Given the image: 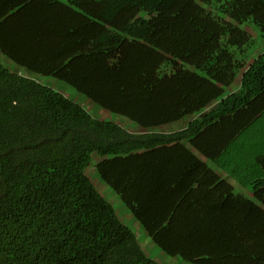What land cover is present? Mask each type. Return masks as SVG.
Segmentation results:
<instances>
[{
  "label": "trees",
  "instance_id": "obj_1",
  "mask_svg": "<svg viewBox=\"0 0 264 264\" xmlns=\"http://www.w3.org/2000/svg\"><path fill=\"white\" fill-rule=\"evenodd\" d=\"M262 43L264 0H0V264H160L94 158L165 255L264 264Z\"/></svg>",
  "mask_w": 264,
  "mask_h": 264
},
{
  "label": "rangeland",
  "instance_id": "obj_2",
  "mask_svg": "<svg viewBox=\"0 0 264 264\" xmlns=\"http://www.w3.org/2000/svg\"><path fill=\"white\" fill-rule=\"evenodd\" d=\"M263 49H264V43L261 44L260 48L258 49V51L256 53L262 51ZM77 102L80 103L81 101L77 100ZM80 104L83 107H85V109H87L93 117H95L97 119L115 122V123L121 125L122 127H124L125 129H127L131 132H134V133L141 132L140 128L133 126L130 123V121L125 120L123 117H121L117 114H115V115L111 114V113L101 109L97 105H92L93 103L91 104L89 102H84V103H80ZM190 120H191V117H187V118H185L181 121H178L174 124H169V125L161 126V127L150 129V130L156 131V132H172V131H176V130L184 128ZM97 161H98V159L94 158L93 163L87 169V175L91 178L94 186L103 195V197L108 202H110L112 204V206L116 210V213L119 216V218L125 219V217L127 215V211H126L127 209L124 206V204L119 200L118 196L101 181L99 175L97 174V172L95 170V163ZM222 174H224V173H222ZM137 238H138L139 242L141 243V245L143 246V248L146 250V254L151 259H158L163 264H169L175 258V257H168V256L163 255L161 250L153 242H151L150 239H148L144 236H139L138 234H137ZM174 260H176V259H174ZM180 262H182V261H179V263Z\"/></svg>",
  "mask_w": 264,
  "mask_h": 264
},
{
  "label": "crops",
  "instance_id": "obj_3",
  "mask_svg": "<svg viewBox=\"0 0 264 264\" xmlns=\"http://www.w3.org/2000/svg\"><path fill=\"white\" fill-rule=\"evenodd\" d=\"M41 1V0H40ZM69 7H71L70 5H67ZM0 62L5 66L7 67L8 69L10 70H13V71H17L18 73H26V70L23 69L22 67L14 64L13 62H11L8 58H6L5 56H3L1 53H0ZM35 78H37L41 83L59 91L60 93L66 95L69 99H72L73 101L77 102V100H80L81 102L80 103H84V102H89L91 103L88 99H86L85 97H83L80 93H78L76 91V89H74L71 85H68L67 83L65 82H62L56 78H38L39 76H33ZM69 95V96H68ZM73 96V97H72ZM78 103V102H77ZM79 103V104H80ZM92 104V103H91ZM94 105V104H92ZM213 169L216 171V173L225 178V175L222 174L223 172H221L220 170L216 169L214 166H213ZM232 182V181H231ZM230 182V183H231ZM233 184V182H232ZM234 185V184H233ZM247 195V194H246ZM127 211V210H126ZM120 220L125 223L136 235L138 234L139 236H144L148 239H150V237L148 236V234L146 233V231L144 230V228L140 225L139 222H137L132 216L130 213H128L127 211V215L125 217V219H122L120 218ZM151 240V239H150ZM152 242V241H151ZM163 254V253H162ZM164 255V254H163ZM166 256V255H165ZM176 259V260H174ZM171 263L169 264H190L188 263L187 261H184L182 259H180V257H175ZM157 260L158 262H160L158 259H155ZM179 261H182L179 263ZM162 263V262H160ZM163 264V263H162Z\"/></svg>",
  "mask_w": 264,
  "mask_h": 264
},
{
  "label": "clouds",
  "instance_id": "obj_4",
  "mask_svg": "<svg viewBox=\"0 0 264 264\" xmlns=\"http://www.w3.org/2000/svg\"><path fill=\"white\" fill-rule=\"evenodd\" d=\"M162 252V251H161ZM164 254V253H163ZM165 255V254H164ZM167 256V255H166ZM168 257H170V256H168ZM155 260V259H154ZM155 261H157V260H155ZM158 262V261H157ZM160 263V262H159ZM160 264H162V263H160Z\"/></svg>",
  "mask_w": 264,
  "mask_h": 264
},
{
  "label": "bare ground",
  "instance_id": "obj_5",
  "mask_svg": "<svg viewBox=\"0 0 264 264\" xmlns=\"http://www.w3.org/2000/svg\"><path fill=\"white\" fill-rule=\"evenodd\" d=\"M99 107V106H98Z\"/></svg>",
  "mask_w": 264,
  "mask_h": 264
}]
</instances>
